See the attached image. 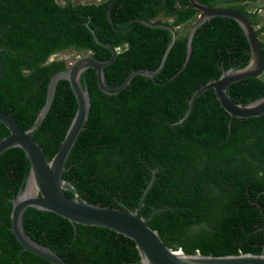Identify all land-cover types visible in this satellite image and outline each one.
Masks as SVG:
<instances>
[{"label":"trees","instance_id":"trees-1","mask_svg":"<svg viewBox=\"0 0 264 264\" xmlns=\"http://www.w3.org/2000/svg\"><path fill=\"white\" fill-rule=\"evenodd\" d=\"M186 7L190 0H179ZM211 7L238 10L251 19L260 36L258 0H199ZM199 10L179 8L176 0H102L65 4L58 0H0V110L24 129L32 126L47 100L48 84L67 68L53 55L74 50L100 60L106 82L115 87L133 71L156 69L155 77L135 75L116 94L98 85L94 68L82 74L91 95L85 129L64 172L91 203L135 210L153 176L141 214L172 249L212 255L264 253V114L231 115L213 88L204 91L180 122L193 93L231 67L251 57L249 41L233 18L216 16L196 31L187 64V43ZM143 20L151 21V26ZM119 48V49H117ZM231 97L248 103L264 96V77L228 86ZM76 96L61 79L51 108L34 134L48 160L61 146L77 111ZM10 133L0 121V139ZM31 163L24 149L0 155V264H52L23 246L11 229L14 198L25 186ZM68 196L73 192L66 190ZM23 225L35 240L57 251L67 264H141L134 240L100 226L74 224L52 211L28 207Z\"/></svg>","mask_w":264,"mask_h":264},{"label":"water","instance_id":"water-1","mask_svg":"<svg viewBox=\"0 0 264 264\" xmlns=\"http://www.w3.org/2000/svg\"><path fill=\"white\" fill-rule=\"evenodd\" d=\"M176 5L179 8H195L200 11L197 20L190 28L187 57L184 66L190 59L193 38L197 29L207 20L216 16H226L235 19L241 25L249 41L251 50L249 62L244 67H231L224 70L219 78L210 80L193 93L189 100L186 114L180 122H183L190 114L196 98L210 88L215 90L221 105L231 115V121L235 117L245 118L264 114V96L248 103H239L228 92V86L231 83L249 77H261L264 73V46L251 19L238 10L211 7L199 0H190V3L186 7L181 6L180 1L176 0ZM143 21L148 25H155L151 21ZM155 26L167 27L173 33L172 40L166 49L160 65L156 69L141 68L133 70L121 84L115 87L108 86L105 66L114 61L117 51L112 45L102 42L96 35L95 30H92L95 40L112 50L113 56L110 59L100 60L88 53L69 61L67 68L56 72L48 84L47 100L36 120L28 129L22 128L12 114L0 110V121L10 131L8 135L0 139V155L10 148L20 147L25 150L31 163L30 173L25 186L12 198L11 229L22 244V250H28L39 255L52 264L67 263L57 251L35 240L26 232L23 225V217L28 207L55 212L75 225L84 224L105 227L134 240L141 256V264H264V253L242 252L239 254L212 255L196 252L191 254L185 253L182 248L172 249L169 247L158 230L152 228L149 224L152 216L161 209L154 210L148 218H145L141 214L145 196L151 188L155 176L152 177L135 210L91 203L81 195L74 183L64 176V172L68 169L66 166L68 158L79 135L85 129L91 108L90 91L82 83L83 72L88 68H94L97 73L98 85L107 94L120 92L137 74L155 77L164 67L167 56L177 39L174 27L164 24H156ZM3 74L4 61L0 55V79ZM61 79L69 81L76 96L78 107L60 148L53 158L48 160L44 149L34 138V134L51 108L57 84ZM66 190L72 191L74 195L68 196Z\"/></svg>","mask_w":264,"mask_h":264},{"label":"rangeland","instance_id":"rangeland-1","mask_svg":"<svg viewBox=\"0 0 264 264\" xmlns=\"http://www.w3.org/2000/svg\"><path fill=\"white\" fill-rule=\"evenodd\" d=\"M69 0H58V2L65 4L66 2H68ZM73 3H91V2H100L102 0H70ZM249 10L252 11H257L259 17H260V25L262 26L264 25V0H258L256 2H253L252 4L249 5ZM261 38L264 40V34L261 35ZM84 54H78L77 52H75L74 50H69L66 52H62L56 55H53L52 58H65L68 62L74 60L75 58H77L78 56H81ZM262 77H264V73L262 74Z\"/></svg>","mask_w":264,"mask_h":264},{"label":"flooded vegetation","instance_id":"flooded-vegetation-1","mask_svg":"<svg viewBox=\"0 0 264 264\" xmlns=\"http://www.w3.org/2000/svg\"><path fill=\"white\" fill-rule=\"evenodd\" d=\"M254 13L257 12V11H253ZM258 14V13H257ZM248 16V15H247Z\"/></svg>","mask_w":264,"mask_h":264},{"label":"built area","instance_id":"built-area-1","mask_svg":"<svg viewBox=\"0 0 264 264\" xmlns=\"http://www.w3.org/2000/svg\"><path fill=\"white\" fill-rule=\"evenodd\" d=\"M117 49H119V48H117Z\"/></svg>","mask_w":264,"mask_h":264}]
</instances>
